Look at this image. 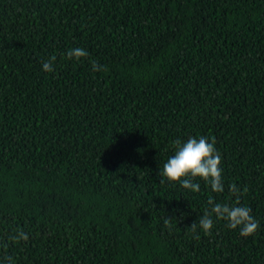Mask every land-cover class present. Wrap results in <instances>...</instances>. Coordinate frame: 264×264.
I'll use <instances>...</instances> for the list:
<instances>
[{
    "label": "trees",
    "instance_id": "obj_1",
    "mask_svg": "<svg viewBox=\"0 0 264 264\" xmlns=\"http://www.w3.org/2000/svg\"><path fill=\"white\" fill-rule=\"evenodd\" d=\"M73 48L88 56L69 59ZM193 136L215 141L223 192L200 178L198 193L160 183L174 141ZM233 183L257 231L213 216L212 234L194 238L209 198L236 202ZM19 230L29 239L12 242ZM8 257L264 264V0H0V264Z\"/></svg>",
    "mask_w": 264,
    "mask_h": 264
},
{
    "label": "clouds",
    "instance_id": "obj_2",
    "mask_svg": "<svg viewBox=\"0 0 264 264\" xmlns=\"http://www.w3.org/2000/svg\"><path fill=\"white\" fill-rule=\"evenodd\" d=\"M88 56V52L84 48H73L67 52L69 59L80 60ZM55 56L50 57L49 60L42 62V70L46 72H53V62ZM92 70L103 71L104 66L99 65L96 61H91ZM175 152L163 164L159 175L161 177L160 183L178 182L180 187L187 189L190 192L198 193L200 191V184L196 182L200 178L208 183L211 190L214 192L224 191V182L222 177V157L215 148V141L209 142L205 136L198 138L189 137L186 141L181 142L177 139L174 141ZM229 192L235 196L236 202L218 203L214 199L209 198L207 201L210 208H206L203 215L199 218L198 223L192 222L188 226L194 238L199 239L197 229L203 231L205 235H211V230L214 226L213 216L217 220H224L230 229L239 228L242 237L253 235L259 228V222L252 215V210L248 206L240 204V196L247 191L245 187L243 192L235 184L229 185ZM165 226L171 227L170 218H166ZM12 242H19L21 240L27 241L28 235L19 230L16 235L9 238ZM6 247V245H4ZM9 264L11 258L8 257Z\"/></svg>",
    "mask_w": 264,
    "mask_h": 264
}]
</instances>
